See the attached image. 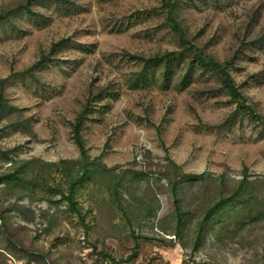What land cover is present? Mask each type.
<instances>
[{"label":"rangeland","instance_id":"rangeland-1","mask_svg":"<svg viewBox=\"0 0 264 264\" xmlns=\"http://www.w3.org/2000/svg\"><path fill=\"white\" fill-rule=\"evenodd\" d=\"M65 1L29 15L0 0V264H264V0H171L257 118L192 60L161 0ZM85 105L73 213L80 170L61 163L82 161ZM180 174L206 178L176 187L178 230Z\"/></svg>","mask_w":264,"mask_h":264},{"label":"trees","instance_id":"trees-1","mask_svg":"<svg viewBox=\"0 0 264 264\" xmlns=\"http://www.w3.org/2000/svg\"><path fill=\"white\" fill-rule=\"evenodd\" d=\"M34 1L37 0H28L27 4L23 6V8L27 11V13L29 15H32L33 13L31 12V5ZM54 2H66L65 0H51ZM161 6L163 7V9L165 10V14L167 17V20L170 22V26L171 28L175 31V33H177L178 36V42L181 46H183L184 50L186 51H194L192 53V60L194 62H196L198 65L203 66V67H207L209 68L211 71L215 72L216 75L219 78V82H220V86L222 88V90L227 94L228 97H230V99L236 104V109L237 111H241V112H245L247 113L249 116L257 118V115L253 112V110L247 105V100L244 97V95L240 92V90L238 89V87L235 85V83L233 82L229 72H228V67L230 65V62H218L214 59H210V58H206L203 54L202 51L198 50L197 48H195L190 41H188L185 37V34L183 32V30L180 28L177 20H175L174 15H173V10H174V2L171 0H161ZM4 18V17H2ZM0 17V19H2ZM171 55H165L162 58L157 59L158 61H161L166 59V60H170L168 57ZM48 56H43L41 58V60L35 65L34 68L38 67L39 65L43 64L46 60H48ZM31 71V70H30ZM29 71V72H30ZM2 101V92H0V110L4 107V105L1 103ZM88 113V106L85 105L83 110L81 111V113L75 118L73 124H72V137H73V141L76 144V146L79 149L80 152V156L82 158V161L80 162H62L61 165H69L70 167H74V166H78L79 170H80V177L76 178L73 180L70 188H69V192L67 194V196H63L64 200L67 201L68 204V208L73 212L76 213L77 209H76V202L74 201V192L76 191L77 188H79L80 184L84 183L88 174L90 173V169L89 166L90 164H87L86 162V149H85V145H84V141L82 138V129L84 126V121L86 118V115ZM173 165V169L174 171L178 170L179 167L172 163ZM18 169L13 171V173L11 175H7L4 176L1 179V182H4L6 184L10 183L12 180H14V178L18 175ZM134 175L138 178H144L145 175L142 173H134ZM181 176H183V174H180L177 176V178H180ZM193 178V179H191ZM206 177L202 175H197V176H190V175H184L183 176V180L181 182H176L173 183L172 185V196L175 199V213H174V217H175V222H176V227L179 230L181 228V224L184 221V213L181 210V207L179 205V201L177 199V194H176V187H178L181 184H184L186 182L191 183V182H195V181H204ZM245 181H242L240 183L239 186V190L242 189V187H244ZM237 194V193H235ZM231 202V199H225V200H220L217 204L214 205V207L212 208L213 210H221L224 208V206L228 203ZM235 207H233L232 209H234ZM241 208V206L239 205V207L237 208V211H239ZM236 209V208H235ZM201 238V233L199 231V233H197V238L196 239H200ZM11 243H12V239H10Z\"/></svg>","mask_w":264,"mask_h":264}]
</instances>
